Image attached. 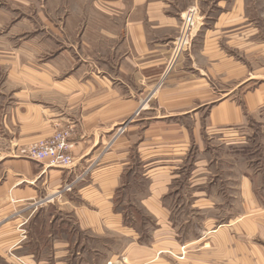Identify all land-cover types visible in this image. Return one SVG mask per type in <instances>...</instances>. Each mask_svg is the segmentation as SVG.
Returning <instances> with one entry per match:
<instances>
[{
	"label": "crops",
	"instance_id": "crops-1",
	"mask_svg": "<svg viewBox=\"0 0 264 264\" xmlns=\"http://www.w3.org/2000/svg\"><path fill=\"white\" fill-rule=\"evenodd\" d=\"M192 5L195 35L174 55ZM68 7L52 12H65L61 23L40 10L48 22H22L18 36L34 33L0 42V264H95V252L122 264L138 250L154 258L130 224L141 212L163 252L180 240L178 249L204 245L209 264H264V168L236 182L220 169L228 178L206 183L201 160L205 137L264 112V0ZM61 128L70 129V167L18 154Z\"/></svg>",
	"mask_w": 264,
	"mask_h": 264
},
{
	"label": "rangeland",
	"instance_id": "rangeland-1",
	"mask_svg": "<svg viewBox=\"0 0 264 264\" xmlns=\"http://www.w3.org/2000/svg\"><path fill=\"white\" fill-rule=\"evenodd\" d=\"M73 3H76V0H0V42L4 40H8L9 42L11 39L17 41L18 38L24 39L33 34L34 32H25L23 33V36H18L21 32L18 28L22 22H48L46 18H41L40 10L42 11V14L47 16L52 22L61 23L62 17L65 18V12L60 11L59 14H61V16L57 18L58 16L52 13L53 10H70L68 6L73 5ZM192 7L196 8L199 16L198 6L192 5L186 10ZM178 33L179 29L176 36ZM54 133L55 131L49 137ZM205 141L206 143H204V148L201 153V160L203 161V165L209 168V173L202 175V178L203 180L205 179L206 183L210 181V179L216 183L218 180L225 179L226 177L228 178V176L229 179L233 177L236 182V178L241 177L244 173H253L257 170L263 169L264 112L251 115L246 124L240 128L224 130L215 135H211L210 138L205 137ZM195 153L196 151L193 152L192 155ZM198 155L200 154H196V157H199L200 159L201 156ZM188 167H190V165H188ZM220 169H224L225 171L226 169H232V171H228V176H226V174L223 176L221 173H214L220 172ZM179 184H186L184 176L178 178L174 183L176 186ZM176 203H178V201H176ZM175 209V213L177 214L194 215V211L190 207L176 206ZM128 212L129 210H127V213ZM202 213L206 214V212ZM141 215L142 216H140L138 222H130V224L134 225L137 228V231L140 233L142 232L140 236L141 243H146L149 248L154 247V258H150L152 255H147L146 253H143V251L138 250L134 251L129 256H126L127 260L119 256L117 261L122 264H162L164 262H167L168 264H209L215 262L213 261V259H215L214 257L211 258L210 255H205L203 253L206 251V247H203L204 245L202 247L201 245L196 247L193 244H188L185 247L183 246V249L182 247H179L178 249L177 246L180 240L176 243L172 242L170 248L165 249L166 251L163 252L161 238H150V229L152 228L150 216H148L146 212H141ZM181 229L183 228H180L177 231L179 232ZM208 230L210 232L212 228H208ZM182 231H184V229ZM105 240L106 239L100 241L104 242ZM112 241L113 240H107L108 250L114 249L110 248L114 247ZM185 242L186 241L183 240V245ZM116 243L118 244V242ZM96 245H98V243ZM107 257H109L108 253L99 254L98 252H95V254H92L91 260L92 263L95 264H107L105 263ZM113 258L114 256L112 258L110 256V259ZM16 260H19V258H16Z\"/></svg>",
	"mask_w": 264,
	"mask_h": 264
},
{
	"label": "built area",
	"instance_id": "built-area-1",
	"mask_svg": "<svg viewBox=\"0 0 264 264\" xmlns=\"http://www.w3.org/2000/svg\"><path fill=\"white\" fill-rule=\"evenodd\" d=\"M198 21L196 8H189L181 15L179 33L173 41L174 55H178L191 46ZM123 132L124 128L120 127L116 135L119 136ZM69 137V128L58 129L51 137L21 147L18 154L26 159L45 163L48 167L68 168L73 164V159L69 155L71 147ZM63 189L70 190V184H66Z\"/></svg>",
	"mask_w": 264,
	"mask_h": 264
}]
</instances>
